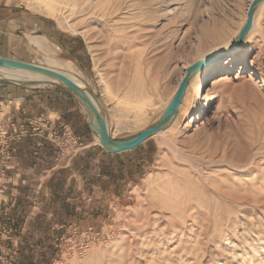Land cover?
Masks as SVG:
<instances>
[{
	"label": "rangeland",
	"instance_id": "1",
	"mask_svg": "<svg viewBox=\"0 0 264 264\" xmlns=\"http://www.w3.org/2000/svg\"><path fill=\"white\" fill-rule=\"evenodd\" d=\"M254 1L0 0V56L68 67L116 140L160 122L187 68L211 54L205 74L220 64L165 132L115 156L95 134L78 138L88 116L72 92L41 87L70 96L46 98L34 118L60 177L34 174L26 188L21 174L13 188L12 156L0 164V264H264V5L241 48L223 55ZM18 105L0 102V130ZM47 178L60 189L35 200Z\"/></svg>",
	"mask_w": 264,
	"mask_h": 264
},
{
	"label": "crops",
	"instance_id": "2",
	"mask_svg": "<svg viewBox=\"0 0 264 264\" xmlns=\"http://www.w3.org/2000/svg\"><path fill=\"white\" fill-rule=\"evenodd\" d=\"M41 88V87H40ZM40 88H33V87H20V86H2L0 87V102L3 101H9L10 103L19 104L18 106L12 107V113L14 112L13 117L4 123V126L7 127L10 132L13 131L17 134L21 135L17 138V140L14 142L12 147V160L10 162L9 168H8V175L9 179L11 180V183H13V188L16 187L17 178L19 175L23 174L22 178H25V181L23 182L26 184V188H31L33 182L31 181V178H36L39 180L38 177H34L33 175H47L49 174L53 178H56V175L60 177V167L59 166H52L50 163L55 158V152L54 150L49 149V147H52L47 141L48 138L46 137V133H43V130H41L40 127H37L34 123V118L39 116V113L41 114L43 110L45 109L46 98L52 99L53 96L58 98L60 96V101H63L65 99L68 100V94L65 90L55 89L50 92L45 91L44 89ZM50 95V97L48 95ZM72 100V99H71ZM70 107L72 108V111L75 112V103L72 101V103H69ZM77 108V116H79L80 112V104L78 103L76 105ZM63 109L60 105V119L64 117ZM50 112V111H49ZM51 113V112H50ZM20 115L22 117V120L17 119V117ZM42 115V114H41ZM88 116V115H87ZM16 118V119H15ZM41 121V120H38ZM64 122V120H62ZM88 126L84 129V131H80L76 133L80 138V136H84V139L95 136L90 128V120L89 117L86 120ZM53 128H55L57 125V121H53ZM63 122H60V128L64 127L67 129H73V131L76 132V127L73 122H67L66 125L63 124ZM65 123V122H64ZM69 123V124H68ZM50 124V123H49ZM49 124H42L40 122V125L43 129L48 128ZM37 131L40 132V135L38 133H35ZM75 135V136H76ZM40 146V149H36L37 146ZM45 146V147H44ZM47 147V148H46ZM115 156V155H111ZM51 178H47L44 183L35 182L36 183V193L37 195L33 196L35 200L39 199L37 196L40 194V191H44V189H47V187L50 186L51 191L57 192V188L60 186V183L56 184L55 188H52L51 184H49ZM56 182H60L59 179H55ZM20 182V181H19ZM13 196V195H12ZM57 196V198H56ZM52 194V198L54 199V203L60 205V194L57 195ZM41 199V198H40ZM57 199V200H56ZM46 200V199H45ZM51 200V199H49Z\"/></svg>",
	"mask_w": 264,
	"mask_h": 264
},
{
	"label": "water",
	"instance_id": "3",
	"mask_svg": "<svg viewBox=\"0 0 264 264\" xmlns=\"http://www.w3.org/2000/svg\"><path fill=\"white\" fill-rule=\"evenodd\" d=\"M262 5H264V0H255L251 4L244 27L241 29L233 45L228 50H226L223 55H230L241 48L253 28L256 10ZM216 59L217 57H211L190 66L186 70V74L178 88V91L163 113L160 122L154 127L142 132L138 136L123 141L116 140L110 134L108 122L105 116L100 112L94 101L91 99V94L87 90L84 91L74 81L56 70L41 65L11 60L0 56V69L31 72L43 75L50 79L45 82L0 80V86H23L40 88L52 84L62 85L66 90L72 92L83 103V107L90 120V128L92 132L97 137H99L100 145L102 146V148L111 155H119L140 148L154 136L166 131L176 120L191 79L210 67V65H212L216 61ZM54 81H58L59 83H54Z\"/></svg>",
	"mask_w": 264,
	"mask_h": 264
},
{
	"label": "bare ground",
	"instance_id": "4",
	"mask_svg": "<svg viewBox=\"0 0 264 264\" xmlns=\"http://www.w3.org/2000/svg\"><path fill=\"white\" fill-rule=\"evenodd\" d=\"M256 17V15H255ZM255 17H254V20H255ZM254 25V24H253ZM253 30V29H252ZM251 30V31H252ZM235 41V40H234ZM233 41V43H234ZM233 43L228 46V48H230ZM227 48V49H228ZM226 50V49H225ZM223 50V51H225ZM222 51V52H223ZM215 55L217 54H211L207 57H205L204 59L202 60H205V59H208V58H211V57H214ZM200 60V61H202ZM222 64V63H221ZM220 65V64H218ZM218 65L216 66V68L208 73L205 74L204 71H202L201 73L197 74L196 76H194L190 83H189V86H188V89H187V92H186V101L188 100V96H189V92H190V88L191 87H195L197 90V92L201 93L202 90H203V87L206 83H209V80L213 77H215L217 74H218V70L219 68ZM188 69V68H187ZM186 69V70H187ZM3 71H5L6 73H8L9 75H2L0 74V80H14V81H35V82H45V81H48L50 80L49 78L43 76V75H40V74H36V73H31V72H24V71H10V70H5V69H2ZM53 70H56V69H53ZM56 71L60 72L61 74L67 76L69 79H71L72 81H74L78 86H80L84 91H86L85 87L83 86V84L77 80L72 74H71V71L68 67H66L65 69H57ZM199 80V81H198ZM54 83H59L58 81H54ZM197 83V84H196ZM196 84V85H195ZM145 92V88L142 89V94ZM129 96H132V95H129ZM136 95H134L135 97ZM142 96V95H141ZM144 96V95H143ZM91 99L94 101V103L96 104V106L98 107V104L95 100V98L93 96H91ZM137 98V97H136ZM171 103V102H170ZM169 106V105H168ZM184 106V105H182ZM99 109V107H98ZM181 109V107H180ZM165 132V131H164ZM163 132H161L160 134H162ZM159 135V134H158ZM98 139V142L100 143V139L99 137H97Z\"/></svg>",
	"mask_w": 264,
	"mask_h": 264
},
{
	"label": "built area",
	"instance_id": "5",
	"mask_svg": "<svg viewBox=\"0 0 264 264\" xmlns=\"http://www.w3.org/2000/svg\"><path fill=\"white\" fill-rule=\"evenodd\" d=\"M21 135L14 131L11 133L9 129L0 130V164H2L3 167H5V164L11 160L12 155L10 153V146Z\"/></svg>",
	"mask_w": 264,
	"mask_h": 264
}]
</instances>
